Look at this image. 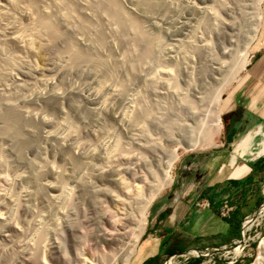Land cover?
<instances>
[{"label":"bare ground","instance_id":"1","mask_svg":"<svg viewBox=\"0 0 264 264\" xmlns=\"http://www.w3.org/2000/svg\"><path fill=\"white\" fill-rule=\"evenodd\" d=\"M20 1L23 0H0V16L12 20L7 5L12 2L17 4ZM25 1H29V5L38 13L34 26L28 28V35L23 32L27 35V39L30 41L36 37L48 45L53 40L64 39L65 48L60 53H57L56 50L61 63L53 65L55 66L54 75L42 79L43 85L46 87L45 90L31 89L24 95H19L20 93L18 94L14 90L15 92L11 95L12 86L20 89L23 83L28 84L25 79L29 78L30 69L23 66L21 58L8 50V46L21 47L24 44L23 40H26L23 38L26 36L22 38L21 34H13L6 38L0 37V142L4 141L8 150L14 152L15 148L22 147L20 146L23 145L22 143L27 145L29 141L24 139L26 134L28 136L32 134V138L37 136L34 135L36 134L35 130L29 129V127L38 125L41 129L38 132L36 129L38 140L49 146L50 154L55 155L53 158L59 159L61 164H54L57 159L55 162L53 161L54 163L46 161L41 151H37L36 159L25 158L29 174H21L18 179H30L34 183V189H24L13 208L6 212H3V209L0 212V264H130L139 240L144 234L150 205L172 182L171 171L179 159L178 148L191 151L204 145L211 146L214 137L219 134L221 129L220 114L227 109L225 104L221 105L222 93L227 81H224L223 77L231 71L230 67L234 59H240L236 70H234L236 74L248 64L249 49L257 39L261 5L264 0H250L251 3L247 4H244L242 0H217V3L225 11L226 19L224 20L218 19L214 6H207L208 4L200 6L185 0H178L181 3L184 2L192 12L218 21L219 28L223 31L221 34L223 43H220L222 46L218 47L216 56L214 53L212 54L214 55L212 56L213 64L209 65L206 70H200L198 77L192 78L183 92L177 86L176 78L175 81L172 78L174 70L162 69L164 78L160 81H157L156 75H154L155 78L152 73L150 76L153 77H149V71L146 78L148 82L144 81L148 83L149 87L159 84L167 95L178 97L181 111L178 112L179 109L176 111L179 114L182 113L183 117H180L178 121L181 123L173 122L171 124L165 121L166 118H163L164 120L156 118L145 102L142 105L133 101L129 102L126 104L124 112H119L115 105L119 99V88L115 84L109 83L111 78L109 81L107 78L105 79L109 75L106 62L98 60L94 55L91 56L86 50V47L90 48V46L98 49L107 40L104 36L105 33L101 30L96 33V38H88L87 34L85 36L91 25L87 16L90 14L102 16V12L109 15V19L121 28L123 37H120L118 42L126 46L127 49L130 46L133 47L136 51L135 62L137 65H142V62L153 52L154 45L152 44L154 43L151 42L141 23L124 11L116 0H99L98 3L97 0H93L95 5L90 8V14L87 12L88 10H84L88 15L83 12V9L87 8V0L84 3L86 6L82 4L85 6L84 8L75 4L80 0H74L75 2L72 0H50V2L52 1L51 5H54L55 8L53 10L51 7L52 11L49 10V6L44 4V0ZM158 3V0H131L132 8L130 10L133 13L140 11L144 15L152 11ZM228 3L231 5L228 6ZM157 7L159 6L157 5ZM55 13L66 27L75 28V41L62 33L56 23L58 20L54 22L52 16ZM136 14L138 15V13ZM245 17L247 25L244 31V26L241 27L240 22ZM177 24L181 28L187 26V23L184 22ZM241 39L243 42L240 45ZM185 42L192 49L190 52L194 51L200 54L205 50L201 45H194V41L191 39ZM116 43L113 41L108 44L110 47H114ZM182 44L183 40H180L178 45H172L169 50L176 49L183 52ZM105 46L103 45V47ZM206 46L209 47V44ZM82 63H86L85 66L90 64L96 70L92 69L95 72L93 74L94 85L91 87L75 85L68 91L56 87L55 82L70 74L74 69L84 66L81 65ZM134 65L136 66L135 63ZM8 79L11 84L6 83ZM156 87L158 86L156 85ZM8 93L9 95H6ZM70 97H77L86 102L91 106L90 111L97 116L98 114L110 116L116 123L119 132H115L103 121V123L101 122V133L104 132V135L102 134L103 138L101 137V148L97 149L85 144L80 140L78 129L76 130L71 125L68 116L65 115L64 105ZM39 101L52 105L59 112L56 109L55 111L64 117L61 116V120H55L47 113H42L41 110H34L35 107L32 108V105ZM141 102L143 101L140 98ZM174 125L176 126L174 127ZM258 133L264 137V131H261L260 128L248 133V140L242 147L245 152L249 150L254 135ZM175 136L180 139L177 141V147L168 148L164 145V141H174ZM40 141L37 142L41 143ZM32 142L30 141V143ZM33 144L35 145V143ZM1 145L0 150L6 148H3L5 144ZM259 151L264 152V139H262ZM124 154L129 156L119 162L118 160L122 159L120 157ZM3 160L4 158L0 157V167L3 163H7ZM234 160L235 156L233 155L231 165L234 164ZM120 165L122 166L121 170H118L116 166L120 167ZM121 175L127 182H121ZM97 182H101V189L96 185ZM136 182L142 184L137 193L133 189L130 190L132 183ZM98 196H101V202L108 204L112 210H116V205H118V209L125 215L126 225L117 228L114 235H108L104 229L107 224L109 225V221H107L105 213L102 211L99 213L95 206ZM38 203L41 205L38 206ZM81 218L96 221V224L101 223V228L98 227V232L93 238L95 244L101 245V247L109 246L113 253L112 257L101 256L102 258L90 262L84 258L82 248L84 240L80 232L82 229ZM252 223L253 219H247L244 226L249 229ZM234 252L238 253L239 249L236 248ZM171 262L172 260H169L166 264H171ZM253 264H264V238L260 240L258 258Z\"/></svg>","mask_w":264,"mask_h":264},{"label":"rangeland","instance_id":"2","mask_svg":"<svg viewBox=\"0 0 264 264\" xmlns=\"http://www.w3.org/2000/svg\"><path fill=\"white\" fill-rule=\"evenodd\" d=\"M72 1L75 2L74 0ZM80 1H77L75 4H77L79 7L81 5V8H84L88 4L87 8L85 7V9H83V12L87 10L88 13L89 11L91 12L90 8H92V6L94 7L95 5L94 1L92 0L90 4H89L90 0L89 1L87 0V3L85 2V0L82 1V3H80ZM116 1L124 11L129 13L131 17L133 16L138 20V22L141 23L142 28L144 29L146 34L150 37L151 42L154 43L152 44L154 45V50L152 49L153 52L149 57L146 58L147 61L144 60L147 63L143 61L142 65H137V62H135L136 51L133 49L132 46L128 47L127 49L126 46L119 44L120 42L118 41L120 40V37L121 38L123 37L121 28L116 23L114 24L109 19V15L101 12L102 16L99 15L93 16L90 13H89L90 15H88L85 12L88 15L87 17L91 24L89 29L85 33V36L88 35L87 37L92 39L96 38V33H98V31L101 30V32L105 33L104 36L106 37L105 39H107L106 42L103 44L106 45L105 47L101 45L102 48L100 46V48L97 49L96 47L90 46V48H92L93 50L90 49L89 47H86V50L88 53L91 54V56L94 55L98 60L106 62L105 64L107 68V73H109V75L106 76L105 79L107 78V81L112 79L111 81H109V83L115 84L119 88L118 89L119 99H117L116 101L115 104L116 108L119 110V112H124L126 104L129 102L132 101L134 103L137 102L138 105L139 104L142 105L145 102V105H147V107L151 109L153 115L156 116V118H160L161 120H164L166 118L165 121L170 124L173 122L181 123L178 121L180 120V117L181 118L183 117V114L178 113L179 111H181L180 110L181 106L178 97L174 95L173 96L167 95L166 92L162 90L161 85L159 84H156L158 87H156V85L155 87L154 86L149 87L148 83H146L148 82L147 81L148 79H146L147 75L150 71L148 76L153 77L154 75H156L157 78L155 76L154 77L158 79L157 81H160L162 78H164L161 72L162 69H167V68L172 69L175 72V73L173 72L172 78H174V81L176 78L177 86H179L180 89H182L181 90L182 92L185 91L187 83L189 81L191 82L192 78L198 77L200 70L201 71L203 69L206 70L208 69L209 65L213 64L212 56L214 55L216 56L218 47L222 46L221 44L223 43V38L221 34L223 31L221 30V28H219L220 27V25H218L219 22L215 21L214 19L211 20V18L205 17L202 14L199 15L197 13L192 12L190 9H188V7L186 6V4H184V2L181 3L178 0H158L159 3L156 4V6L152 9V11L144 15L140 11L135 10L137 12L133 13L130 10V8H132L130 4L131 0H116ZM185 1L195 3L196 5H200V6H204L206 4H208L207 6L209 5L212 7L214 6L213 8L217 10L218 19L219 18L220 20L226 19L224 14L225 11L220 6V4L217 3V0L216 2L215 0H185ZM49 2L50 0H44V4L47 5V7L49 6L48 7L49 10L52 11L51 7L53 8V10H55L54 5L53 6L51 5L52 1L50 2V4ZM98 2L99 0H97V3ZM242 2L244 4L251 3L250 0H245V1L242 0ZM84 3H86V5ZM29 4H30L29 1H25V0L20 1L19 3L17 2V4L12 2L10 3V5L9 4L7 5V9H9L8 13L12 17V20L10 18H8L9 19L8 20L6 19V17L0 16L1 38H6L13 34H18V35L21 34L22 38L23 36H26L25 38H23L26 40H23L24 44L22 43L23 45H21V47H16L15 45L8 46V50H10L11 52L18 55L21 58L23 66L30 69L29 78L25 79V82H27L28 84L26 85V83H23L20 89L17 87L19 90L15 88V86H12L14 87V88L11 87V89L13 90L11 89H10L11 91L9 90L11 95L15 91L18 92V94L20 93L19 95H24L25 93L26 94L29 93L31 89L45 90L46 87L43 85V80L46 78H50L54 75L55 66L53 65L57 63L58 64L61 63L59 60L60 58L57 57V53L63 52L65 48L64 47L65 42L63 43L64 39L59 40L57 38L58 39L57 41L53 40V42H51L49 45L46 44L45 41H42V39L40 40L39 38L36 37H33L32 40L30 41L27 39L28 38L27 32H29L28 30L34 26L38 17L37 10H35ZM82 4H84L85 6H83ZM157 5L159 7H157ZM230 5L231 4L228 3V6ZM262 10H264V3H262ZM136 13H138V15ZM57 16H58L57 13H55V15L53 14L52 19L54 20V22L55 20H58L56 21V23L59 25L62 33H64L66 36H69L70 39L72 40L76 39L75 37L76 33H74L75 28L66 27L64 23L60 21L59 19L60 17L58 16L59 17L58 18ZM199 21L200 22L202 21L203 23L202 22L200 23ZM178 22L187 23V26L181 28L179 24H177ZM240 25L241 27L244 26L243 30L245 31L246 30L245 27L247 25L246 17L240 22ZM23 32L26 33L27 35L24 34ZM190 39L194 41V45L196 44L204 47L205 50L201 51L202 53L199 52L201 55L198 54L197 52L195 53L194 51L190 52V50L192 51V49L188 46L187 42H185ZM180 40H183L181 50H183L184 53L179 52V50L176 49H173V51L169 50V48L172 45H178ZM109 41L110 42L116 41L117 43L114 47L111 46L112 47L111 48L110 45L108 44L110 43ZM239 42L241 45L243 40L241 39ZM207 44H209V47L207 46L205 47V45ZM262 47H264V23H262L257 39L250 46L249 57H248L249 61L246 67L242 71L236 74L234 70H236L238 63L240 61V59L236 58L233 60V63L230 67L231 71L227 72V74L224 76L225 78L223 77V79H225L224 81L226 80L227 81H226L225 90L222 93L221 105L227 100V98L231 97L234 90H236L239 87L241 79L244 76V74L247 72L252 61L254 60L256 52ZM186 49L187 50L189 49V51H187ZM213 53L214 55H212ZM134 63L136 64V66L134 65ZM81 65L84 66H80L78 69H74L73 71L70 72V74L66 75L64 78H61L57 82H55L56 87L60 88L63 91L64 90L68 91L75 85H80L82 87L84 86L91 87L92 85H94L95 83H93L94 82L93 79L95 77L93 74L95 73L94 72L95 69L90 64H87V66H85L86 63H82ZM90 71L91 73H89ZM144 72H146L147 74ZM151 73L153 76L152 75L150 76ZM143 74L145 75V77ZM8 82L9 84H11V81L9 79L8 81H6V83ZM6 95H9V93ZM137 96L140 97L143 102L140 103V98L138 99ZM33 107H35L34 110L35 109L37 111L41 110L42 113L44 114L47 113L49 117H52V119L54 118L55 120H61V118L64 117L61 115V113L58 114L59 111L56 108H54L50 104H46L45 102L44 103L40 101L38 103L36 102L34 105H32V108ZM64 107H65L64 108L65 115L68 116L71 125L76 130L78 129L77 131L79 133L80 140L84 141L85 144H89L97 149L101 148V140L104 135V132L101 133V122L103 123V121L104 124L111 126V128L115 132H119L116 123H114V121L111 119L110 116L101 115V114H98L97 116V114H93L89 109L91 106L77 97H70V99L67 100L66 105H64ZM55 109L58 112L55 111ZM220 117H221V129L219 134L214 137L213 145L211 146L204 145L203 147H199L191 151H184L183 149L178 148L179 159L177 160L171 171L172 182L168 187L163 189L160 195L150 205L147 215V224H148L149 216L152 213L153 205H155L157 201H160L163 197H165V195H170L169 202H171L172 198H175L179 194H182L183 191L180 189V186L178 184L180 182L179 168L183 166L185 162L192 163L191 164L192 170H186L185 173H187V176L185 178L191 177L190 174L193 172V169L195 167H197L198 169L196 170L197 172L200 171L199 169L201 168V165L203 167L208 166V169L211 170V173L213 172L218 173L217 177L221 183L219 188L223 187V190H219V193L221 194L220 196L221 213L226 214V212L229 211L230 209H234L236 211L237 218L239 219L240 222V237L236 239L233 243L228 245L226 248H220V247L218 248L215 246L205 247L207 246L206 244L204 243L200 244V248L195 249L193 251H202L204 253L203 255H199L198 257H195V259H197L200 262L199 264H253L257 261L258 246L261 238H264V233H261L260 227H253L249 232L242 235L241 227L242 224L245 223V218L248 216H252L256 211L257 206L261 203L257 197L259 191L258 182H260V188H261V186H264V178H262V180H259L257 172L251 171L250 173L251 175L254 176L255 183L252 182L251 180L252 185H250L249 187L246 185V183H248L247 176L249 175L247 163L264 155V152L259 151V148L262 145V139H264V137H262V135H259L254 140L251 148H249V150H247L246 152L243 150L242 147L243 144L248 140V134H246L238 143H235L232 146H225L221 140L222 132H223L222 113L220 114ZM37 126L38 125H34L33 127L32 125L31 127H29V129L35 130L34 132L36 134L34 135L38 136L37 132L41 129L39 126H38L39 128ZM175 126L176 125H174V127ZM31 135L32 134H30V136ZM30 136L26 134L24 139L28 140L29 142H27V145H24L25 143H22L23 145H20L22 147L15 148L14 152L11 151L10 149L8 150V147H6L7 145L4 141L0 142V145L2 144L1 146L5 144L3 148L6 147L5 149L0 150V152L3 151L0 154L1 155L0 157L2 159L4 158L3 162L4 161L7 162L5 164L3 163V165L0 167V206H1L0 212H2L3 209H4L3 212L4 211L6 212L7 210L13 208L18 201V197L20 198L22 191L27 188L31 190L34 187V183L31 182L30 179L27 180L18 179L19 175L21 174L23 175L29 174V168L26 165L25 158L30 157L31 159L34 158L36 159L38 157L37 151H41L46 161L48 160V162L51 161L55 162L56 161L55 159H57L56 157L53 158V156L55 155L50 154L51 150L49 146L44 145V143L42 144V142L38 140L37 136H33V138L36 137L34 138L36 139L34 142V139L32 138V136L31 137ZM178 140H180L179 137L175 136L174 141L171 142L164 141V145L167 146L168 148H175L177 147ZM30 141L33 142L30 143ZM37 141L38 142L40 141L41 143H38ZM33 143H35V145ZM40 144L43 147H41ZM22 150L24 151V153ZM233 155L235 156V160H234V164L231 165V158ZM127 156L129 155L126 154L122 155L120 157L122 159H119L118 161L122 162L123 159H126ZM211 159H213V162H212V166L210 167ZM54 164L60 165L61 162L59 159H57V161ZM121 167H122L121 165L120 167L116 166L118 170H121ZM140 175L142 176V173H140ZM120 178L122 183L127 182L123 175H121ZM191 179L193 180L194 177H192ZM96 185L98 186V188L101 189V182H97ZM141 186H142L141 182L132 183L130 190L133 189L137 193V191L139 190V188H141ZM201 200L203 199L201 198L197 199V201H201ZM86 204H88V202H86ZM39 205L41 204L38 203V206ZM95 206L99 213H101V211L105 213L106 219L107 221H109V225L107 224V226L104 227L108 235L111 234L114 235L115 230L117 228L126 225V223L124 222L125 215L122 214V212L118 209V205H116V210L115 209L112 210V208L108 207V204L101 202V196H98L95 202ZM81 220H82L81 222L82 229L80 232L84 240L83 241L84 243H82L84 258L87 259L88 262H90L91 260L97 258L112 257L113 253L111 251V248L109 246L101 247V245L95 244L93 238V236L98 232L97 230L98 227L101 228V223L96 224L97 222L92 221L91 219L81 218ZM147 224L145 227L144 234L147 229ZM144 234L140 238L139 243L144 238ZM236 248L239 249L238 253L234 252ZM170 258L171 257L163 258L159 262L154 264H165V262L168 261ZM180 261L181 259L174 258L171 264H180ZM132 263L133 262L131 259L130 264Z\"/></svg>","mask_w":264,"mask_h":264},{"label":"crops","instance_id":"3","mask_svg":"<svg viewBox=\"0 0 264 264\" xmlns=\"http://www.w3.org/2000/svg\"><path fill=\"white\" fill-rule=\"evenodd\" d=\"M262 23H264V10L261 5L258 33ZM223 104L227 106V109L222 112L225 123H223L221 140L225 146L238 143L246 134L257 128L264 131V47L256 52L239 87ZM259 135L261 134L254 135L252 144ZM228 137L231 142L226 144ZM212 162L213 159L210 161V167ZM191 164V162H185L179 168L180 182L178 184L183 191L182 194L172 198L171 202H169L170 195H165L153 205L144 238L136 247L132 264H154L166 257L187 255L188 252L200 248V244L203 243L207 245L205 247L223 248L238 239L237 229L234 227V224L239 221L236 211L230 209L223 214L220 210L219 190H223V187L219 188L221 183L217 177L218 173H211L208 166L201 165L200 171L196 172L198 169L195 167L190 174L191 177L185 178L186 170H192ZM247 165L249 175L246 185L249 187L252 182L255 183L251 171L257 172L259 180L264 178L262 176L264 175V155L249 161ZM192 177H194L193 180ZM258 183L257 197L261 205L264 203V186L260 188V182ZM198 198L207 200L210 207L197 208L195 204ZM259 227L261 233H264V222ZM196 260L195 257H191L186 264Z\"/></svg>","mask_w":264,"mask_h":264},{"label":"built area","instance_id":"4","mask_svg":"<svg viewBox=\"0 0 264 264\" xmlns=\"http://www.w3.org/2000/svg\"><path fill=\"white\" fill-rule=\"evenodd\" d=\"M195 206L199 209H204V208H209L210 204L207 200H201V201H197ZM247 219H250V220L253 219V223L249 229H247L244 226V223L242 224V227H241V234L242 235L249 232L253 227H259L261 225V223L264 222V203L259 205L258 209L254 212V214L252 216L246 217L245 221ZM223 248H226V247H223ZM203 253L204 252H202V251H191V252H188L187 255H180L177 257H171L169 260H173L174 258L181 259L180 264H186L188 262V260L190 259V257H198L199 255H203ZM166 262H165V264H166Z\"/></svg>","mask_w":264,"mask_h":264},{"label":"trees","instance_id":"5","mask_svg":"<svg viewBox=\"0 0 264 264\" xmlns=\"http://www.w3.org/2000/svg\"><path fill=\"white\" fill-rule=\"evenodd\" d=\"M237 113H238V111H237ZM223 123H225V122H224V118H223ZM230 142H231L230 137H228V138H227V142H226V144H229ZM234 227H235V229H237L236 237L239 238V237H240V233H239V231H240V222L237 221V222L234 224ZM199 263H200V262H199L198 260H196V261L192 262L191 264H199ZM147 264H148V263H147Z\"/></svg>","mask_w":264,"mask_h":264}]
</instances>
